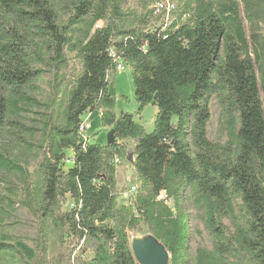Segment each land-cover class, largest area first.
I'll return each instance as SVG.
<instances>
[{"label":"trees","instance_id":"trees-1","mask_svg":"<svg viewBox=\"0 0 264 264\" xmlns=\"http://www.w3.org/2000/svg\"><path fill=\"white\" fill-rule=\"evenodd\" d=\"M124 4L0 0V142L25 134L32 142L22 140L24 152L41 157L31 172L0 148V175L18 181L22 205L39 223L33 249L4 241L0 254L17 249L32 264H139L128 232L143 223L170 264H188L191 205L215 240L193 264H264V0H181L174 21L161 26L157 11ZM69 54L80 65L74 75ZM121 62L132 70L137 115L157 108L151 133L134 114L115 113L109 84ZM49 74L53 94L42 101L37 82ZM213 96L224 145L208 138ZM96 111L114 132L112 145L80 132ZM129 156L141 186L133 204L119 206L115 159ZM69 197L73 207L63 212ZM52 234L66 248L51 261ZM90 245L91 259L73 257Z\"/></svg>","mask_w":264,"mask_h":264},{"label":"rangeland","instance_id":"rangeland-1","mask_svg":"<svg viewBox=\"0 0 264 264\" xmlns=\"http://www.w3.org/2000/svg\"><path fill=\"white\" fill-rule=\"evenodd\" d=\"M163 0H125L124 9L127 11H133L137 14L149 11H157L158 4ZM172 0H170L171 2ZM174 5H179L181 0H173ZM70 3H65L59 10L61 19L65 22L66 15L70 14ZM169 12V11H166ZM158 13V12H157ZM161 16V21L156 25L161 26L167 23H172L174 21L173 14L168 17L165 13H158ZM99 26H103L100 23ZM70 70L67 74L74 75L77 74L80 65L74 55L69 54ZM121 66L123 68L121 69ZM53 74L44 75L40 81L37 82L39 90L37 96L40 100L49 99L53 94ZM109 92L116 99L115 113L117 116L122 113H129L135 115V121L141 124L146 131V133H151L154 130L155 120L157 115V108L155 106H147L140 115H137L138 104L135 102V89L132 81V70L123 62L116 70V76L114 81L109 84ZM210 113L211 120L208 125L207 133L208 138L211 142L215 144L224 145L227 143L228 138L226 132L223 130L222 123V112L219 101L216 96H213L210 101ZM83 119H87L90 125V129L87 132V136L94 144L107 145V136L110 133V129L105 128L101 124V113L88 112ZM24 125H33L32 119H26L22 121ZM21 136L20 134L12 135L7 134L0 142V148H3L9 153L15 155L18 153V157L24 161L25 166L28 165V169L32 172L40 161L41 157L38 152H34L32 155L26 154L24 152L25 145L23 141L32 142L31 139L25 134ZM122 145L128 146L130 150L134 149V143L132 141H127L122 143ZM67 155H71L67 153ZM121 164L117 165V193L118 199L117 203L119 206L125 205L129 206L133 204L136 193L133 188H140L141 184L137 179V174L134 168L132 157H126L125 159L119 157ZM66 169L69 167V163L65 165ZM0 195L5 197L6 200H2L0 209V242L6 241L8 244L14 245L16 242L21 241L25 243L29 248L33 249L35 247L36 239L39 234V223L37 218L28 211L22 205V195H21V185L12 176L0 175ZM15 191V195L12 193ZM172 205V203H171ZM73 207V201L69 197L66 204L62 207L63 212H69ZM187 211V224L190 233V251L187 257V263L193 264L197 257V250L203 249L206 252H212L215 249V240L209 231L205 228L202 221V216L199 214L194 207L191 205H184ZM4 209L7 212H4ZM226 226H230L228 221L225 222ZM129 243L132 249L133 240L138 239L140 241L147 240L152 237L148 227L145 224H140L135 230L128 232ZM5 238L6 240H4ZM50 259H52L60 252H63L66 248L64 245L61 246L54 235L50 238ZM82 255L85 259H91L93 257V247H85V252L78 254L77 252L73 257H79ZM236 263H244L245 258H238L235 255L231 256ZM0 264H32V262L27 261L23 255L17 250L7 251L6 253L0 254ZM170 264V263H169Z\"/></svg>","mask_w":264,"mask_h":264},{"label":"water","instance_id":"water-1","mask_svg":"<svg viewBox=\"0 0 264 264\" xmlns=\"http://www.w3.org/2000/svg\"><path fill=\"white\" fill-rule=\"evenodd\" d=\"M157 100V98H156ZM115 142L114 132L110 131L107 136V145ZM132 251L135 254L139 264H169L171 261L170 254L166 248L158 242L155 237L140 241H133Z\"/></svg>","mask_w":264,"mask_h":264},{"label":"built area","instance_id":"built-area-1","mask_svg":"<svg viewBox=\"0 0 264 264\" xmlns=\"http://www.w3.org/2000/svg\"><path fill=\"white\" fill-rule=\"evenodd\" d=\"M174 5L170 2V0H163L161 3L158 4V9H157V12L158 13H166V15H170L173 10H174ZM166 11H169V12H166ZM123 68V66H121V69ZM84 118V117H83ZM90 129V125L88 123V120L87 119H83L82 120V123H81V126H80V132L83 136H86L87 137V132L89 131ZM115 163L117 165L121 164V160L120 158H116L115 159ZM133 191L136 193L137 192V188L134 187L133 188Z\"/></svg>","mask_w":264,"mask_h":264},{"label":"bare ground","instance_id":"bare-ground-1","mask_svg":"<svg viewBox=\"0 0 264 264\" xmlns=\"http://www.w3.org/2000/svg\"><path fill=\"white\" fill-rule=\"evenodd\" d=\"M134 240H136V239H134ZM134 240H133V241H134Z\"/></svg>","mask_w":264,"mask_h":264}]
</instances>
